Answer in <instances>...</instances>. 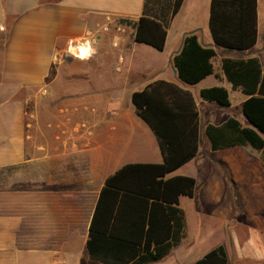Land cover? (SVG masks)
Wrapping results in <instances>:
<instances>
[{"label":"crops","instance_id":"obj_1","mask_svg":"<svg viewBox=\"0 0 264 264\" xmlns=\"http://www.w3.org/2000/svg\"><path fill=\"white\" fill-rule=\"evenodd\" d=\"M211 1L184 0L174 13L175 0H0V169L16 170L17 182L0 186V264L116 263L90 254L91 224L108 178L127 164L164 161L159 138L132 100L135 91L159 80L192 94L199 112V145L193 158L165 177L196 178L194 195L179 197L186 236L148 264H191L213 249L202 251L189 233L198 190L208 198L221 196L226 188L262 194L264 148L246 143L213 149L206 129L230 118L254 127L243 111L249 95L233 87L222 64L224 58L255 57L264 74V0H257V41L245 50L214 41ZM142 15L165 25L164 49L137 41L135 26L126 35L120 19L134 23ZM112 25L122 32L111 37ZM191 32L216 51L213 72L194 84L181 80L174 65ZM99 34L101 47L89 58L77 59L76 51L67 56L78 43L93 42ZM52 83L60 89L48 92ZM213 86L228 89L230 104L201 97L203 88ZM143 182L140 175L132 184L140 188ZM108 188L119 192L118 199L115 203L116 192L108 191L96 229L115 226L120 235L137 237L150 202L125 187ZM253 216L264 227V219L260 223ZM248 238L249 258L242 252L232 258L223 243L216 246H225L229 264H264V242L250 233Z\"/></svg>","mask_w":264,"mask_h":264},{"label":"trees","instance_id":"obj_2","mask_svg":"<svg viewBox=\"0 0 264 264\" xmlns=\"http://www.w3.org/2000/svg\"><path fill=\"white\" fill-rule=\"evenodd\" d=\"M183 1L175 0L174 13ZM120 21L135 26L137 41L159 50L164 49L167 30L161 21L148 15H142L134 23L124 18ZM209 26L218 45L237 50L251 48L257 41V0H212ZM215 54L213 47L201 44L196 33H188L181 50L174 56L179 78L194 84L212 73V58ZM222 65L233 87H240L249 95L243 111L254 127H242L234 118L218 126L209 124L206 131L212 147L220 149L250 143L262 149L264 74L260 62L255 57L224 58ZM201 97L222 105L230 104L229 91L223 86L203 88ZM132 100L138 114L150 124L159 138L164 161L156 164H127L108 178L107 186L101 192L87 246L93 257H112L115 264H148L161 259L179 243L187 233L185 215L178 206L179 197L182 194L193 196L196 185V178L189 175L165 178L198 151L199 112L192 94L175 83L159 80L135 91ZM140 175L144 179L142 186L133 187L132 181ZM122 178L129 179L131 184L118 183ZM108 186L125 187L132 193L143 195L141 199L146 204L150 202L137 237L122 236L115 226L103 232L96 229V218L108 191L116 192L115 203L118 199L119 192ZM114 218H119L118 211ZM191 264H229L225 246L220 244L214 247Z\"/></svg>","mask_w":264,"mask_h":264},{"label":"rangeland","instance_id":"obj_3","mask_svg":"<svg viewBox=\"0 0 264 264\" xmlns=\"http://www.w3.org/2000/svg\"><path fill=\"white\" fill-rule=\"evenodd\" d=\"M122 25V28L124 27L126 29V35L133 34V24L122 22ZM111 28L110 30H113L110 33L111 37L122 32L117 25H112ZM101 40L102 38L99 34L94 38L93 42L90 41L92 54L95 52V47L98 50L101 47ZM74 53L75 50L67 56H73L72 54ZM90 56H78L77 59L83 60ZM59 85V83L56 85L52 83L47 86L48 92L54 91V88L59 90ZM51 103L49 102L48 104ZM15 173L16 170L0 169V186L8 185V183L16 184L17 182L13 177ZM195 205V210L191 216L189 233L191 238L197 243L198 248L202 249V251L214 248L217 244L223 243L228 248V252L232 258H235L234 253L239 252L246 254L249 258L251 253L248 240L249 233L252 239L264 242V227L258 226L255 220L252 219L254 218L253 215L261 220L259 221L260 223L264 219V191L260 194L256 191L244 189L242 195L239 189L235 192H230L226 188L222 190L221 196L208 198L203 196V193L198 190ZM250 262L252 261L250 260L248 263Z\"/></svg>","mask_w":264,"mask_h":264},{"label":"built area","instance_id":"obj_4","mask_svg":"<svg viewBox=\"0 0 264 264\" xmlns=\"http://www.w3.org/2000/svg\"><path fill=\"white\" fill-rule=\"evenodd\" d=\"M90 40H84L82 43L76 45L75 55L85 57L92 55V49H90Z\"/></svg>","mask_w":264,"mask_h":264}]
</instances>
